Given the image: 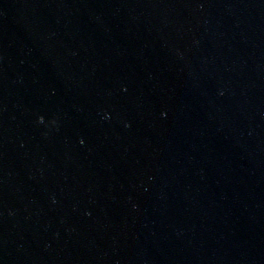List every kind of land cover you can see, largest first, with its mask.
I'll return each instance as SVG.
<instances>
[{
    "label": "water",
    "instance_id": "1",
    "mask_svg": "<svg viewBox=\"0 0 264 264\" xmlns=\"http://www.w3.org/2000/svg\"><path fill=\"white\" fill-rule=\"evenodd\" d=\"M0 264H264V0H0Z\"/></svg>",
    "mask_w": 264,
    "mask_h": 264
},
{
    "label": "clouds",
    "instance_id": "2",
    "mask_svg": "<svg viewBox=\"0 0 264 264\" xmlns=\"http://www.w3.org/2000/svg\"><path fill=\"white\" fill-rule=\"evenodd\" d=\"M42 122V121H41Z\"/></svg>",
    "mask_w": 264,
    "mask_h": 264
}]
</instances>
